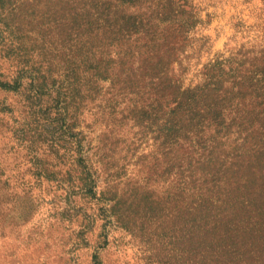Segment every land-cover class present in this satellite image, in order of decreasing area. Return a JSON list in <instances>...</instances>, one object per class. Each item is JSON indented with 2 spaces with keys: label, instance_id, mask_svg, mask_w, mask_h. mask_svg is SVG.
<instances>
[{
  "label": "rangeland",
  "instance_id": "obj_1",
  "mask_svg": "<svg viewBox=\"0 0 264 264\" xmlns=\"http://www.w3.org/2000/svg\"><path fill=\"white\" fill-rule=\"evenodd\" d=\"M187 1L180 20H190V29L187 33L177 29L174 35L169 23L159 24L158 12L126 7L145 13V24L154 18L126 47L132 60L136 54L141 58V80L151 82L164 59L170 80L187 90L200 86L207 70L218 62L226 66L225 71L229 64L239 68L245 80L262 74L264 0ZM65 2L0 0V64L7 77L17 75V66L42 65L43 72L52 70L46 73L49 84L56 81V88L67 90L64 75L79 65L73 62L76 57L66 33ZM155 35L158 39L153 41ZM97 58L102 60L104 55L100 52ZM83 70L76 72L85 74ZM116 70L115 65L114 79L95 88V101L83 98L87 81L82 78L83 93L75 100L81 103L76 130L88 146L92 144V161L101 173L95 196L82 190L83 167L78 165L77 152L61 149L60 159L51 152L52 140L60 132L45 128L54 129L57 93L45 97L49 103L44 104L47 114L39 130L27 114V95L0 91V172L4 174L0 176V264H197L199 247H204L200 242L206 240L225 242L222 251L237 244L242 249L240 258L264 264V148L260 155L244 152L239 141L221 145L213 156L208 151L199 172L216 176V186L210 202L202 198L206 206L196 208L195 189L184 194L179 185L180 168L189 167L191 158L186 153L192 149L163 145L158 110L155 114L147 101H141L147 96L141 81L134 83L130 74L119 75L121 82L130 81L132 94L114 98ZM241 85L234 91L232 83L224 85L241 103L236 109L230 103L234 109L228 106L226 120L247 123L240 118L255 110L251 121L259 129L264 124L263 100L248 84ZM157 95L151 91L149 101L153 103ZM22 128L29 130L26 139L19 132ZM204 132L206 139L212 135L208 129ZM23 138L35 142L34 152L26 147L32 142L24 143ZM212 144L208 142V147ZM236 154L243 155L244 161ZM251 249L256 251L247 252Z\"/></svg>",
  "mask_w": 264,
  "mask_h": 264
},
{
  "label": "trees",
  "instance_id": "obj_2",
  "mask_svg": "<svg viewBox=\"0 0 264 264\" xmlns=\"http://www.w3.org/2000/svg\"><path fill=\"white\" fill-rule=\"evenodd\" d=\"M65 5L66 33L71 44L70 50L73 52V57H76L77 64L76 61L73 62H75V66L79 65L75 68L71 66V69L67 70L68 75H64L63 83L68 82L67 90L64 91L62 86H60L62 88H56V81L53 82L54 84H49V78L46 75V73L50 74L52 72L49 67L46 68L44 73L42 65L39 68H36V65L28 66V68L27 66H17L19 68L16 72L17 75L14 78H9L2 72L0 64V91L27 95V104L25 106L26 111H28L27 114L37 122L39 130L43 126L41 121L47 114L44 104L49 102H46L45 97L50 95L49 92L51 91L57 93L54 101L56 103L55 109L57 110L55 113L58 117L56 121L51 122L54 129H52L53 127L50 129L45 128L49 133L56 132L55 134H57L58 131L60 132V136L52 140L51 152L58 159L61 158V149L65 150V152L73 150L77 152L78 165L83 167L82 190H86L87 194L96 195L101 173L99 174V170L96 169L92 161L90 154L92 144L90 143L88 146L87 142H84V138H80L81 134L76 130V121L80 113L81 103L76 104L75 100L76 97L82 96L83 93L80 84L82 78L87 81V93H84L83 98L90 101L97 100L95 88L99 87L100 82H105L111 78L114 79L111 74L115 71V65L119 67V71L116 70L119 74L116 76L118 81L113 83V86L117 88L116 92H114V98L120 96L125 98L127 94H132V91L129 92L131 89L130 81L124 80L121 82L119 75L128 76L130 74L134 83L141 81L146 85L147 92V96H142L141 101L144 103L147 101L148 104L146 106L149 109L152 108L155 114L156 110H158L157 116H159L158 118L161 121V130L165 140L163 145H167L168 148L174 147L172 143L184 148L189 145V148L192 149L191 154L189 152L186 153L188 158H191L188 160L189 167L187 169L180 168L179 185L182 186L184 194L190 189H195L198 196L195 202L196 208L206 206L200 201L202 198H209L210 202L212 197L210 192L212 187L216 186L214 183L216 182V176H213L211 172H199L201 168L199 166L205 165L208 151L210 156H213L221 145L229 146L232 143L238 144L241 141L242 144H239L241 146L240 150L244 152L249 150L256 155L263 153L264 124H260L258 126L259 129L255 128V122L251 121V118H256L254 115L255 110H247L243 118H240L247 123L238 122V118L231 119L230 122L226 120L229 107L232 109L234 106L236 109L241 103L238 102V99H240L238 96L234 100L230 96L231 92L224 90V85L232 83L234 85L232 91H234V89L240 90L241 84H248L247 87L252 89L253 93L258 94V99L263 100L260 104L263 105L264 67H262V74L257 73L253 78L245 80L240 76L241 70L239 68L234 69L233 65L229 64L230 66L227 65L229 71H225L224 67L226 66L218 62L210 66L205 74V80L200 86L187 90L170 80L164 65L168 64L166 59L162 60L157 67L159 71L151 78V82L141 80L142 72L138 65V60H141L140 56L138 54L133 55L132 58L135 59L132 60L126 51V47L129 45L133 35L138 34L144 27L151 25V21L154 19L149 17L145 24V13L137 14L130 8L126 10L127 6H131V8L144 7L148 13L152 12V10L153 12H158L155 18L158 19L159 24L169 23L170 29L173 30L170 31V34L174 35L177 29L186 33L190 29V20H180L182 19L180 16L185 14L184 8L189 6L187 0H67ZM144 32L149 35V32ZM156 39L158 38L155 35L152 40L155 41ZM100 52L104 55L102 60L97 58ZM82 67H84L83 71L85 74L76 72ZM238 81L243 83H238ZM151 91L154 95L158 94L157 96H159L153 103L149 101ZM134 93L137 96L140 95V92ZM131 101L133 102V100ZM142 110L147 112L144 109ZM260 114L261 112L257 113V115ZM146 115L145 113V117ZM59 125H61L60 128ZM26 126L28 127H26L27 129L31 127L30 124ZM38 127L36 134L39 133ZM26 128H22L19 131L24 138L29 131ZM206 129L212 134L210 137L207 136V139L204 132ZM218 138L223 139V142H220ZM25 139L24 141L26 142L24 143L32 142L30 146L26 147L31 152H34L33 144L35 142ZM208 142L213 144L208 147ZM195 157L196 164L194 165L192 160ZM235 157L243 160V155L241 154H236ZM228 161L226 159V162ZM208 162L214 163L213 157ZM197 173L200 176H197ZM3 175L1 171L0 176ZM36 175L42 177L41 172ZM239 181L243 180L239 178ZM219 183L221 189L222 180ZM182 196L185 200V195L182 194ZM219 202L220 199H217L216 204ZM206 226V224L200 225L199 231L201 232ZM203 237H206V235ZM200 244H203L204 247L203 249L201 246L199 247V254L195 258L197 259V264H215V262L217 264H250L248 260L246 262L240 258L239 254L242 249H239L237 244L234 245V248L233 246L224 248L223 251L225 242L214 244V240L209 242L206 240L205 242H200ZM249 251L255 252L256 250H247V252Z\"/></svg>",
  "mask_w": 264,
  "mask_h": 264
}]
</instances>
